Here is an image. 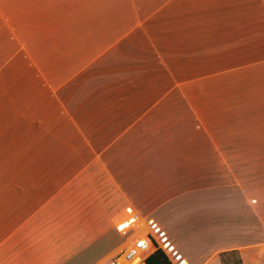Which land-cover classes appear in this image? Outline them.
Segmentation results:
<instances>
[{
  "label": "crops",
  "instance_id": "crops-1",
  "mask_svg": "<svg viewBox=\"0 0 264 264\" xmlns=\"http://www.w3.org/2000/svg\"><path fill=\"white\" fill-rule=\"evenodd\" d=\"M127 208L264 264V0H0V264H102Z\"/></svg>",
  "mask_w": 264,
  "mask_h": 264
},
{
  "label": "built area",
  "instance_id": "built-area-1",
  "mask_svg": "<svg viewBox=\"0 0 264 264\" xmlns=\"http://www.w3.org/2000/svg\"><path fill=\"white\" fill-rule=\"evenodd\" d=\"M118 233L125 238L123 246L102 264H147V257L159 249L153 238L143 232V223L135 219L130 208L115 224Z\"/></svg>",
  "mask_w": 264,
  "mask_h": 264
},
{
  "label": "rangeland",
  "instance_id": "rangeland-1",
  "mask_svg": "<svg viewBox=\"0 0 264 264\" xmlns=\"http://www.w3.org/2000/svg\"><path fill=\"white\" fill-rule=\"evenodd\" d=\"M197 90L193 92V100L194 101H205L206 94H205V81L203 80L200 84L196 85ZM228 255H225L223 257L224 264H238V257L237 253L236 254H230L227 253Z\"/></svg>",
  "mask_w": 264,
  "mask_h": 264
},
{
  "label": "trees",
  "instance_id": "trees-1",
  "mask_svg": "<svg viewBox=\"0 0 264 264\" xmlns=\"http://www.w3.org/2000/svg\"><path fill=\"white\" fill-rule=\"evenodd\" d=\"M230 254H236V252L232 251L230 252ZM225 255H228V254L227 253L222 254L220 257L222 264H224L223 257ZM237 257H238V264H242V260L239 254H237ZM146 263L147 264H172L161 249H157L153 253H151L147 257Z\"/></svg>",
  "mask_w": 264,
  "mask_h": 264
}]
</instances>
